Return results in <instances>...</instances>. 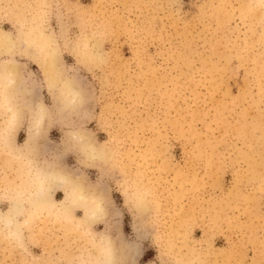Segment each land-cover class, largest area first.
<instances>
[{
	"label": "rangeland",
	"instance_id": "374dc122",
	"mask_svg": "<svg viewBox=\"0 0 264 264\" xmlns=\"http://www.w3.org/2000/svg\"><path fill=\"white\" fill-rule=\"evenodd\" d=\"M0 32L17 63L0 69V264L115 260L114 231L134 264H264V0H0ZM21 66L52 111L40 126ZM40 142L75 211L38 203Z\"/></svg>",
	"mask_w": 264,
	"mask_h": 264
},
{
	"label": "clouds",
	"instance_id": "9594fccd",
	"mask_svg": "<svg viewBox=\"0 0 264 264\" xmlns=\"http://www.w3.org/2000/svg\"><path fill=\"white\" fill-rule=\"evenodd\" d=\"M7 9L6 6L4 11L6 12ZM25 43L26 40L21 37L15 42L14 49H7V52L13 56H27V52L23 47ZM9 63H11V61ZM35 92L36 82L34 76L21 66L19 69L17 94L22 104L21 110L23 119L25 120L26 116L27 122L33 127L40 126L48 119L52 118V111H44L41 108L40 102L34 99ZM75 141L83 151L86 141L83 138ZM38 155L46 173L45 187L41 195L49 197L54 196L57 199V194L59 193L61 194L60 199L64 200L66 207H71V210L75 211L78 208L75 202L79 189L76 180L71 175L65 171H58V169H61L59 163L61 157H57L53 153L49 144L42 142L39 144ZM74 189H78V191L74 192ZM10 236L19 247H24V238L22 234L13 232ZM113 237L117 259L113 260L111 264H134V260L139 254V248L137 246L138 241L134 238L130 239L128 237H123L118 231L113 232ZM92 264H106V261L101 257L93 260Z\"/></svg>",
	"mask_w": 264,
	"mask_h": 264
},
{
	"label": "bare ground",
	"instance_id": "6f19581e",
	"mask_svg": "<svg viewBox=\"0 0 264 264\" xmlns=\"http://www.w3.org/2000/svg\"><path fill=\"white\" fill-rule=\"evenodd\" d=\"M6 39V37H5V34L3 33V32H0V42L2 43V42H5V41H9V40H5ZM13 45H15V44H13ZM11 61V63H9ZM16 66H17V63L16 62H14V61H12V60H8V61H6V62H3V63H1L0 64V69H3V70H5L6 72H12L13 73V69L14 68H16ZM17 69V68H16ZM1 73V72H0ZM5 74V73H4ZM9 75V74H8ZM8 75H7V78H8ZM16 75H17V73H16ZM5 76V75H4ZM15 76V75H14ZM11 82V81H10ZM13 82V81H12ZM8 83V82H7ZM68 88V87H67ZM66 88V89H67ZM76 90V89H75ZM77 95H79V93L77 94ZM71 100H72V98H71ZM81 100V99H80ZM77 102V101H76ZM74 103V102H73ZM74 136V135H73ZM77 137V136H76ZM29 140H31V137H30V139ZM33 151V150H32ZM91 153V152H90ZM89 157V156H88ZM29 165V164H28ZM46 176H42L40 179H39V187H38V189H37V191L40 189V192L39 193H37V196L36 197H38V199H37V201H38V203H41V201H43L44 200V202H45V195H41V192H42V190L44 189V187H45V178ZM83 193V192H82ZM31 196V195H30ZM97 196V195H96ZM79 198H80V196H78ZM85 199V198H84ZM90 200V199H89ZM95 206L96 207H94V209L95 210H99V212L102 210V205H101V200H97L96 202H95ZM21 207V206H20ZM22 208H24V207H22ZM89 208V207H88ZM92 208V207H91ZM19 209V208H18ZM94 209H92V210H94ZM20 210V209H19ZM92 210H88V211H86V213H85V216L87 217V218H90V217H93L94 215H95V210L94 211H92ZM18 211V210H17ZM21 214H22V212H21ZM98 214V213H97ZM103 214V213H102ZM98 218L97 219H99V216H97ZM94 219V218H93ZM68 220H70V219H68ZM9 223H10V221H9ZM17 223V222H16ZM108 242V241H107ZM105 246V245H104ZM111 248V247H110ZM103 252H105L104 250H103ZM108 254H109V252H108ZM107 258V260H106V264H111V262L114 260L113 259V255L112 254H109L108 256H106L105 257V259Z\"/></svg>",
	"mask_w": 264,
	"mask_h": 264
},
{
	"label": "snow or ice",
	"instance_id": "6c2138e0",
	"mask_svg": "<svg viewBox=\"0 0 264 264\" xmlns=\"http://www.w3.org/2000/svg\"><path fill=\"white\" fill-rule=\"evenodd\" d=\"M75 191H78V189H74V192H75ZM75 203H76V206H77V207L80 206L77 202H75ZM68 209H69V211H71V207H68Z\"/></svg>",
	"mask_w": 264,
	"mask_h": 264
}]
</instances>
